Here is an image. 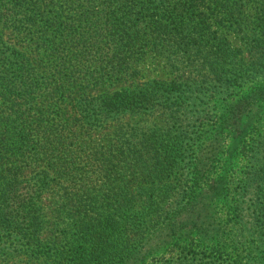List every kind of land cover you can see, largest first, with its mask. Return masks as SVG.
I'll use <instances>...</instances> for the list:
<instances>
[{"label":"trees","instance_id":"1","mask_svg":"<svg viewBox=\"0 0 264 264\" xmlns=\"http://www.w3.org/2000/svg\"><path fill=\"white\" fill-rule=\"evenodd\" d=\"M254 2L264 0H0V255L22 253L44 264H139L159 237L169 236L176 243L188 240V247L213 244L214 256L205 264H264L253 247L243 251L245 257L240 250L227 253L249 239L242 224L234 235L216 221L202 225L199 216L190 217L195 206L187 190L164 217L155 218L160 205L150 195L154 188L133 183L131 175L130 185L122 180L125 160L131 163L126 169L142 167L145 179L155 183L187 157L193 164L205 135L202 116H195L192 139L156 130L135 146L115 126L111 154L105 150L106 132L123 112L156 105L172 110V103L155 80L129 85L134 91L122 94L106 92L101 82L109 60L141 41L164 37L195 46L203 75L210 76L201 98L213 89L211 83L227 93L243 88L254 74L237 59L242 51L223 29L239 26V11ZM258 14L264 19V5ZM128 65L116 64V74L133 70ZM262 102V91L240 98L221 121L230 135L235 132L233 151L251 154L253 169L241 180L243 192L254 185L264 191V168L259 171L264 133H255ZM215 137V155L222 156L223 139L216 132ZM101 179L110 181L104 195L97 187ZM55 181L66 199L64 229L73 231L63 245L51 240L45 226L44 198ZM224 187L221 180L215 183L217 200ZM241 210L236 201L229 212ZM263 249L258 245L257 253Z\"/></svg>","mask_w":264,"mask_h":264},{"label":"rangeland","instance_id":"2","mask_svg":"<svg viewBox=\"0 0 264 264\" xmlns=\"http://www.w3.org/2000/svg\"><path fill=\"white\" fill-rule=\"evenodd\" d=\"M264 2H254L246 4L241 8L238 16V25H227L223 31L226 33L233 48L240 49L242 53L237 57L247 70L254 75L249 79L243 88H236L233 92H223L220 85L215 83L213 89L209 88L206 92L205 87L210 76L201 67V60L194 45L186 46L185 42L177 39L171 40V43L164 39L157 43L139 42L136 46L127 51L124 50L120 54L121 58L109 60L106 69L103 71L105 77H101V82L104 85L103 89L106 92H116L122 94L126 89L129 92L134 91L129 85L144 84L149 80H155L161 87L162 91L166 90V94L170 96L172 110L162 106H154L150 108H129L123 112L120 119L112 124L106 132L105 150H111V154H115V145L113 131H116L115 126L119 127L123 140H128L131 146H135L140 142L141 137L145 133H153L159 131L163 134H176L183 132L185 139L193 138V127L196 125L195 116H202V126L204 136L200 141V147L197 151L196 158L193 164L181 162L174 166L167 174L162 183L147 181L142 173V167L133 171L129 168L128 161L121 168L122 180L125 184L130 185L127 181L131 176L134 178L133 183L146 184L145 188H154L150 192L154 194L155 200L159 203L160 208L157 209L155 218L164 217L165 213L177 205L182 198L183 190L190 192L188 201L192 206H195L194 215L199 216L203 224H212L215 226V221L224 226L223 229L226 235H234L240 224L241 228L245 229L243 234L249 239H244L237 245L227 248V253L232 254L240 250H252L253 255H259L261 260L264 259V249L257 253L258 245L264 246L262 239L264 238L263 221H264V206L263 194L261 188L257 189L254 185L249 191H242L241 180L246 176V173L253 169L250 158L251 154L243 151H233V146L230 143V138L235 136L232 131L231 135L228 129H223V124L228 110L235 105L240 98L245 99L251 97L257 92H264V73L262 71L264 63V19L258 14ZM229 27V28H228ZM130 60V61H129ZM131 66L133 70H126L121 76L116 74V64H124ZM128 68V67H127ZM134 72L136 74H134ZM132 75H135L134 77ZM261 75V76H260ZM109 78V79H108ZM191 86V87H189ZM190 88V89H189ZM196 90V91H194ZM210 93V94H209ZM178 100H181L180 107ZM260 112L258 123L259 125L256 134L264 133V102L259 104ZM208 113L209 117L203 116ZM215 122V124H214ZM209 124V125H208ZM207 130H212V133H205ZM215 132L220 134L223 139V155H215V144L218 145ZM257 138V136H254ZM140 147H137V150ZM216 159V161H215ZM260 167L264 168V153L259 155ZM131 164V163H130ZM120 171V170H119ZM131 175V176H130ZM225 182L224 194L217 200L215 198V183L219 181ZM124 183L123 181H121ZM110 181L101 179L98 183V188L103 191ZM77 187V186H76ZM58 181L52 190L44 198L47 213L48 235L51 240H57L59 245L65 244L69 236L73 233L64 229L66 210L64 207L65 197L61 198L62 190ZM163 190L159 195L157 189ZM107 190V189H105ZM236 190V191H235ZM236 192L241 193L242 197L236 195ZM104 191L102 195H104ZM96 195V194H94ZM116 197L113 198L114 202ZM142 199V198H140ZM140 199H135L138 201ZM236 201L242 202L241 214H230V206ZM130 205V204H129ZM68 210V209H67ZM201 224V223H199ZM66 230V231H65ZM197 230V229H195ZM198 231V230H197ZM68 232V233H66ZM199 232V231H198ZM47 234V233H46ZM248 241V243H245ZM234 242V241H233ZM187 240L176 243L171 237H159L155 245L150 246L146 251L145 260L139 264H205L207 260L214 256L215 247L213 244H208L205 248L188 247ZM234 247L236 249H234ZM14 252V251H13ZM246 255L244 254V257ZM0 264H44L43 260H34L22 253L1 254Z\"/></svg>","mask_w":264,"mask_h":264}]
</instances>
